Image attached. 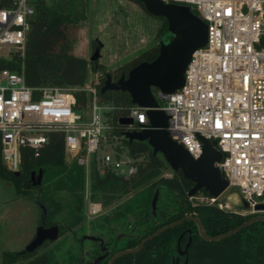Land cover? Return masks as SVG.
<instances>
[{
	"label": "built area",
	"instance_id": "2783aa9c",
	"mask_svg": "<svg viewBox=\"0 0 264 264\" xmlns=\"http://www.w3.org/2000/svg\"><path fill=\"white\" fill-rule=\"evenodd\" d=\"M189 5L207 24V41L191 54L184 84L172 93L156 88L154 95L168 114L166 129L193 156L202 151L198 135L216 139L224 152L215 162L228 186H237L247 203L240 213L256 215L264 203V0H163ZM37 0H0V59L15 60L19 68H0L1 160L18 171L23 148L34 155L48 140L50 130L63 135L65 158L89 173L92 164L122 176L133 175L139 158L129 153L124 135L113 133L108 116L113 104L102 100L97 80L82 85L31 86L24 76V58ZM83 91L81 99L76 92ZM147 107L131 103L132 122L123 130L149 126ZM118 139L115 152H102ZM124 144L127 150L124 149ZM120 153L125 158L120 157ZM219 207V196H189ZM88 213L97 215L101 203L89 198Z\"/></svg>",
	"mask_w": 264,
	"mask_h": 264
},
{
	"label": "trees",
	"instance_id": "16d2710c",
	"mask_svg": "<svg viewBox=\"0 0 264 264\" xmlns=\"http://www.w3.org/2000/svg\"><path fill=\"white\" fill-rule=\"evenodd\" d=\"M134 1L139 2L145 9L141 1ZM190 9L196 13L193 8ZM76 19L77 14L73 12L71 0H37L24 58L25 81L31 86L82 85L87 78L88 69L101 70L96 83L97 92L102 100L113 103L108 120L112 132L120 134L124 127L118 123V118L124 115L131 105V97L123 90L100 91L106 73L113 79L122 74L127 75L135 65L152 61L158 54L159 44L156 42L144 49L114 71H102V64L94 60L88 62L85 57L71 51L70 28L76 24ZM166 30L167 21L163 18L157 32L159 38ZM3 67L17 69L19 63L15 60L0 59V68ZM155 90L153 87L152 91ZM83 94V91L76 92L78 99H81ZM124 141L130 155L139 158L137 171L130 176H122L108 170L99 173L92 164L89 171V197L96 201L99 198L102 205H107L121 194L133 191L103 220L104 223L111 220L126 222L129 227L131 223L126 221L127 216L137 214L134 225L125 233L113 234L105 240L96 239L94 244L90 245L88 259L72 251L67 252L64 256L67 264H108L110 257L118 250L135 247L149 233L185 215L197 216L208 235L227 231L253 216L219 207L214 203L191 201L186 193L193 182L185 178L180 170L173 171L170 177L160 175L159 170L166 162L158 153H153L146 141H128L126 138ZM39 170H42L41 182L33 184L31 173ZM18 171L16 174L3 164L0 147V176L13 183L17 192L23 196L27 195L31 188H39L41 198L46 202L48 209L46 224H56L60 236L80 223L82 215L79 210L83 202L85 170L76 161L66 163L63 135L60 131L48 132V140L38 155H34L29 147L23 148ZM156 190V208L153 214L151 200ZM58 191L70 193L77 203L78 209H69L68 216L71 218L65 223L50 220L57 210V206L50 202L53 200V193ZM199 192L207 193L203 188ZM188 242L186 252L180 253L178 246L184 249ZM44 243L46 241L42 244ZM22 260L23 264L58 263L57 256L51 249L41 252L3 251L2 264H16ZM112 264H264V220H255L223 238L209 240L201 236L194 220L184 218L146 240L136 251L117 256Z\"/></svg>",
	"mask_w": 264,
	"mask_h": 264
},
{
	"label": "rangeland",
	"instance_id": "374dc122",
	"mask_svg": "<svg viewBox=\"0 0 264 264\" xmlns=\"http://www.w3.org/2000/svg\"><path fill=\"white\" fill-rule=\"evenodd\" d=\"M48 2L50 0H47ZM73 12L77 14L76 24L70 28L72 37L71 51L85 57L91 62L90 57L95 47H99V57L94 60L103 65L102 71H114L141 51L154 45L159 40L157 35L163 18L147 12L142 5L134 0H71ZM100 71L88 69L85 82L96 79ZM113 104L111 101H106ZM118 139H112L105 143L100 153L115 152V144ZM147 142V141H146ZM148 144V143H147ZM149 145V144H148ZM125 151L127 146L124 144ZM161 158L163 156L158 153ZM122 159L125 158L120 153ZM164 160V158H163ZM67 164L71 163L69 157L65 158ZM166 162V161H165ZM84 170H86L84 168ZM88 171V170H87ZM85 171L83 202L79 212L82 219L78 225L71 227L54 240H46L35 250L51 249L57 256V264H67L64 256L67 252L83 255L84 259L90 256V245L95 240H105L111 235L122 234L134 225L137 214H129L127 220L131 223L128 227L126 222L109 221L104 223L103 218L110 215L113 208L127 199L133 191L121 194L107 205H102V210L97 215H90L85 204L90 195V174ZM90 171V169H89ZM160 175L170 177L173 170L166 162L160 168ZM39 188L33 187L25 196L17 192L13 183H8L0 176V264L4 250L20 251L31 241L39 224L41 207L40 203L46 202L41 198ZM201 194L202 192H196ZM195 193V194H196ZM99 199V198H98ZM97 201L100 202V199ZM196 202V198H189ZM92 200V199H91ZM219 200L227 202L224 208L239 212L244 206L245 200L237 186H228L220 195ZM96 201V200H95ZM199 202V201H198ZM101 203V202H100ZM57 206L56 212L50 220L65 223L70 220L69 209L77 208L74 197L67 192L58 191L53 193L50 202ZM78 209V208H77ZM240 213V212H239ZM243 214V213H242ZM98 224H103L100 227ZM16 264H23V260Z\"/></svg>",
	"mask_w": 264,
	"mask_h": 264
},
{
	"label": "water",
	"instance_id": "95a60500",
	"mask_svg": "<svg viewBox=\"0 0 264 264\" xmlns=\"http://www.w3.org/2000/svg\"><path fill=\"white\" fill-rule=\"evenodd\" d=\"M138 1L143 3L147 12L163 17L167 21V30L158 40V54L152 61H144L135 65L127 75L122 74L117 79H113L109 73H106L100 91L107 89L127 91L132 103L147 107L149 126L139 130H123L122 133L128 141H147L153 153H160L173 171L180 170L185 178L191 180L193 185L187 191V197L194 195L202 188L209 195L219 196L228 187V181L215 165V162L219 161L224 154L216 147V139L198 135L202 141V151L198 157H193L181 143L170 137L166 129L168 114L158 108L159 102L152 91V88L155 87L163 93H172L184 84V73L192 52L206 44L207 24L191 11L189 5L164 2L163 0ZM99 54V47H96L90 60H96ZM131 122L130 116L118 118V123L123 126ZM18 172L15 171L16 174ZM41 177L42 170L33 171L31 173L32 183L39 184ZM156 199L157 190L151 200L153 214L155 213ZM246 205L245 202L244 207ZM40 207L42 211L39 224L34 237L25 245L23 249L25 251H33L44 241L54 240L59 236V228L56 224L45 226L48 209L44 203H40ZM255 208L264 212V203H258ZM184 218L196 222L203 238L215 240L223 238L255 220H264V213L253 215L244 222L216 235L206 234L203 224L197 216L185 215L149 233L135 247L118 250L110 257L108 264H112L114 259L121 254L136 251L146 240ZM188 244L189 242L184 249L178 246V251L185 253Z\"/></svg>",
	"mask_w": 264,
	"mask_h": 264
},
{
	"label": "flooded vegetation",
	"instance_id": "af4514ba",
	"mask_svg": "<svg viewBox=\"0 0 264 264\" xmlns=\"http://www.w3.org/2000/svg\"><path fill=\"white\" fill-rule=\"evenodd\" d=\"M95 48H96V47H95ZM94 50H95V49H94ZM51 225H53V224L48 225V224L45 223V226H46V227L51 226Z\"/></svg>",
	"mask_w": 264,
	"mask_h": 264
}]
</instances>
